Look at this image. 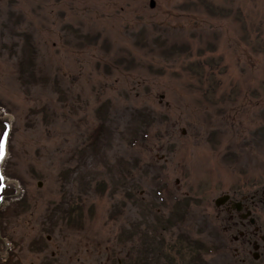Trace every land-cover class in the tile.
<instances>
[{
	"label": "rangeland",
	"instance_id": "374dc122",
	"mask_svg": "<svg viewBox=\"0 0 264 264\" xmlns=\"http://www.w3.org/2000/svg\"><path fill=\"white\" fill-rule=\"evenodd\" d=\"M154 2L0 0L4 168L35 208L18 217L13 201L4 217L25 262L38 264L25 234L41 214L52 240L70 252L94 241L99 262L126 227L155 245L147 264L157 250L175 264H240L242 228L224 229L238 219L213 201L264 190V0ZM182 198L186 242L171 224ZM253 216L264 233V203Z\"/></svg>",
	"mask_w": 264,
	"mask_h": 264
},
{
	"label": "flooded vegetation",
	"instance_id": "af4514ba",
	"mask_svg": "<svg viewBox=\"0 0 264 264\" xmlns=\"http://www.w3.org/2000/svg\"><path fill=\"white\" fill-rule=\"evenodd\" d=\"M1 110L0 104V134L1 124L6 120H10V115ZM1 169L4 179L1 176ZM23 189V184L9 177L6 174L5 168L1 167L0 148V264H35L32 261L25 262L23 258L16 255V253L20 252L16 242V227L18 226L17 223L14 222V229L11 233H8L7 224L11 220L9 214L4 217L6 211H9L11 208L10 206L13 201H16L14 205L18 206L17 208H13V215L20 217L25 212H27L30 218L35 215L34 211H32L35 208L32 209L29 204L31 202L27 199L22 200V197H24V195L22 196ZM236 203H238V206ZM261 203H264V190L260 192V195L254 192L249 197L244 196L240 200H233L229 196V198L226 199V203L223 205L224 211L227 213L229 219L235 216L238 219V222H234L230 227L239 225L242 228V230H238L239 237L233 238L235 241L237 239L240 240V249L236 248L234 250L235 257L239 256L237 258L240 264H249L251 261H257L264 251V235L261 233V226L257 225L256 222L251 224L248 219L242 217L247 211L254 212L257 205ZM190 207L191 203L187 199L182 198L179 201L178 215L171 221L174 227H178V234H176V236L179 239H183L185 242L188 241L190 237L189 231L187 227H185L188 224ZM33 221H35L34 225ZM33 221L31 219V224L27 223L29 232L25 235L28 236L27 246L29 248V254L33 252L41 254L38 264H95L96 258L99 264H147L149 256H144V253L152 252L153 249L155 250V245L153 247L143 239V230L127 229L124 227L120 230L118 242L116 240L112 242L111 239L109 241L107 239V242L104 241V260L100 259L101 261L99 262L98 253L94 250V248L98 249V247L95 245L94 241H87L84 245H81L80 242L75 243L70 252L68 248H64L65 246L61 240H56L54 238L52 240V237L47 234V218L45 219L39 214L34 217ZM181 221H183V223H181ZM132 238H136V245L134 248L132 245H128V242ZM65 240L69 241L71 239ZM100 243L99 241L97 242L98 246ZM48 244H52L55 248V250L50 252V256L53 258L52 261L50 260V256L47 257V254H45ZM145 245H147L146 247L148 248L144 250ZM247 246H250L251 250H249ZM100 250L101 249H99V254L102 253ZM114 250H116L118 256H115ZM122 251L124 254L120 256ZM157 253L158 257L156 264H175L174 256L171 257V255H169L167 258L159 250H157ZM187 264L189 263L187 262Z\"/></svg>",
	"mask_w": 264,
	"mask_h": 264
},
{
	"label": "water",
	"instance_id": "95a60500",
	"mask_svg": "<svg viewBox=\"0 0 264 264\" xmlns=\"http://www.w3.org/2000/svg\"><path fill=\"white\" fill-rule=\"evenodd\" d=\"M149 6H150V7H154V1H153V0H150V1H149Z\"/></svg>",
	"mask_w": 264,
	"mask_h": 264
},
{
	"label": "trees",
	"instance_id": "16d2710c",
	"mask_svg": "<svg viewBox=\"0 0 264 264\" xmlns=\"http://www.w3.org/2000/svg\"><path fill=\"white\" fill-rule=\"evenodd\" d=\"M98 139H99V138H98ZM98 139H97V140H98Z\"/></svg>",
	"mask_w": 264,
	"mask_h": 264
}]
</instances>
